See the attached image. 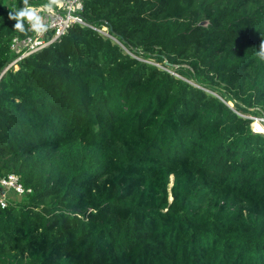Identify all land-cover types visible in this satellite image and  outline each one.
I'll return each mask as SVG.
<instances>
[{
  "label": "trees",
  "instance_id": "obj_1",
  "mask_svg": "<svg viewBox=\"0 0 264 264\" xmlns=\"http://www.w3.org/2000/svg\"><path fill=\"white\" fill-rule=\"evenodd\" d=\"M22 7L0 0V176L30 190L0 264H264V0H84L10 65Z\"/></svg>",
  "mask_w": 264,
  "mask_h": 264
},
{
  "label": "built area",
  "instance_id": "obj_2",
  "mask_svg": "<svg viewBox=\"0 0 264 264\" xmlns=\"http://www.w3.org/2000/svg\"><path fill=\"white\" fill-rule=\"evenodd\" d=\"M84 0H62L61 7H54L52 13L40 12L44 17L45 22L49 25L47 30L43 33H36L24 37L15 36L11 41V48L18 52L14 60L19 59L25 54L33 52L38 48L47 45L56 38H59L70 25L73 23L87 24L81 15L83 9ZM41 9L42 6H35ZM95 27V26H94ZM101 33L109 35L118 43L120 42L111 33L108 32L107 26L95 27ZM49 30H52L49 34ZM30 188H25L20 180V176L17 173H7L0 176V203L6 205L7 195L9 192L15 194H22L25 191H29Z\"/></svg>",
  "mask_w": 264,
  "mask_h": 264
},
{
  "label": "clouds",
  "instance_id": "obj_3",
  "mask_svg": "<svg viewBox=\"0 0 264 264\" xmlns=\"http://www.w3.org/2000/svg\"><path fill=\"white\" fill-rule=\"evenodd\" d=\"M24 7L15 13H9V19L15 21L13 27L17 31L24 33L26 31L25 24L29 26V30L36 33H43L47 30L49 25L45 22L44 17L40 12L52 13L54 7H61L62 0H47V3L41 9L29 5V0H22ZM258 55L260 59L264 60V41L259 44ZM13 60L11 63H13ZM10 63V65H11Z\"/></svg>",
  "mask_w": 264,
  "mask_h": 264
},
{
  "label": "rangeland",
  "instance_id": "obj_4",
  "mask_svg": "<svg viewBox=\"0 0 264 264\" xmlns=\"http://www.w3.org/2000/svg\"><path fill=\"white\" fill-rule=\"evenodd\" d=\"M40 8V7H39ZM37 8V9H39ZM246 116L252 118V122H251V127L253 130H255V122L259 123V125L262 126L263 130L261 132H264V116H260V115H253L251 113H245ZM255 121V122H254ZM257 131V130H255ZM12 194V193H10ZM17 195V194H16ZM13 197V194H12ZM18 197V196H17Z\"/></svg>",
  "mask_w": 264,
  "mask_h": 264
},
{
  "label": "bare ground",
  "instance_id": "obj_5",
  "mask_svg": "<svg viewBox=\"0 0 264 264\" xmlns=\"http://www.w3.org/2000/svg\"><path fill=\"white\" fill-rule=\"evenodd\" d=\"M255 127H256L255 130H257V131H261V129H263L262 126L259 125V123H257V122H255Z\"/></svg>",
  "mask_w": 264,
  "mask_h": 264
},
{
  "label": "water",
  "instance_id": "obj_6",
  "mask_svg": "<svg viewBox=\"0 0 264 264\" xmlns=\"http://www.w3.org/2000/svg\"><path fill=\"white\" fill-rule=\"evenodd\" d=\"M200 23H201V24H205V23H206V21H204V20H203V21H201ZM11 64H12V63H11Z\"/></svg>",
  "mask_w": 264,
  "mask_h": 264
}]
</instances>
